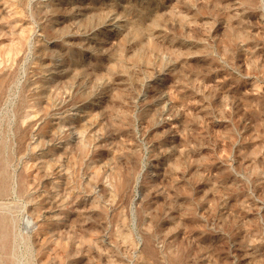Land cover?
<instances>
[{"label": "rangeland", "instance_id": "374dc122", "mask_svg": "<svg viewBox=\"0 0 264 264\" xmlns=\"http://www.w3.org/2000/svg\"><path fill=\"white\" fill-rule=\"evenodd\" d=\"M0 264H264V0H0Z\"/></svg>", "mask_w": 264, "mask_h": 264}]
</instances>
